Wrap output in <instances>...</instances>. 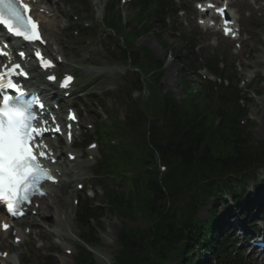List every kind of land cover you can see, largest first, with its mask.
Masks as SVG:
<instances>
[{"label": "trees", "instance_id": "1", "mask_svg": "<svg viewBox=\"0 0 264 264\" xmlns=\"http://www.w3.org/2000/svg\"><path fill=\"white\" fill-rule=\"evenodd\" d=\"M139 2L142 17L157 22L175 10L169 0ZM121 53L126 57V49ZM145 60L134 59V65L145 73L146 65L160 69L161 61L151 53H146ZM210 62L208 67L220 72L218 60ZM231 82L229 86L216 85V89L212 83L203 82L198 94L191 92L178 103L162 94L157 82L149 80L148 95L139 100L131 96L124 122H115L112 128L120 137L121 158L113 157L108 138L103 137L109 154L103 156L97 172L107 182L121 185L118 190L106 191L109 208L125 219L142 216L148 221L146 228L126 226L122 230L115 264H210L204 255L196 259L197 249L236 264L228 249L229 240L219 236L224 230H215V214L205 222L197 219L199 206L209 204L210 194L223 190L233 177H246L264 166V139L256 143L247 140L248 125L240 122L246 110ZM137 88L143 89L139 84ZM158 160L169 167L162 180L158 179ZM83 213L82 223L89 227L85 238L94 241L88 221L97 219V213L88 207ZM78 263H95L84 247Z\"/></svg>", "mask_w": 264, "mask_h": 264}, {"label": "rangeland", "instance_id": "2", "mask_svg": "<svg viewBox=\"0 0 264 264\" xmlns=\"http://www.w3.org/2000/svg\"><path fill=\"white\" fill-rule=\"evenodd\" d=\"M47 1L51 3L53 8L55 7V2L59 5L57 9H53V16L47 15V17H43L51 49L64 57V63L61 68L63 70H72L78 76L74 96L67 102H74L76 100L74 97L78 98L79 95L83 96V101H87L86 95H101L105 93L109 86L119 84L120 75L123 73L121 72L123 64V66L121 64H113L109 54L94 43L85 42L80 38L70 39L71 28L67 23V15L78 16V21L83 24L92 23L93 16L83 8V3L80 0H70L68 3L67 0ZM176 1L181 5L180 7L185 9V14L171 16L166 20L165 24L156 26V30L160 32V39L168 46L167 49H171V52L167 54V50L161 47L159 40L154 38L152 33L143 34L137 39L136 43L139 47H147L158 58L165 61L164 75L161 80L164 90L172 92L178 99L185 98L186 88L189 90L192 88L190 85H194L195 89H200L198 84L200 78L196 71L199 62L202 59L219 58L225 62L230 70L234 72L235 69L239 77L245 78L246 86L249 85L250 94L247 95V98L250 100H248L247 104V118L249 124L252 125L256 122V125L254 127L250 126L248 133L255 140L262 139L264 136V82H260L262 79L264 80V13L257 12L252 14L251 9L247 8L245 4L249 3L257 7L258 3L264 5V0H259L258 2L255 0H237L238 6H231L243 27V34L241 40H239L241 42L240 51L235 46V43L221 38L220 34V38H216V35L205 32L206 29L197 24V11L194 2L200 0ZM92 7L96 12V18L100 20L103 15V0H98V2L94 0ZM56 17L59 19L58 27L52 24ZM125 17L127 18L126 12ZM169 54H171L170 58L172 61L166 60ZM201 73L207 74V72ZM184 80L190 84L185 83L186 88L183 85ZM98 82H100L99 85H97ZM43 84L40 82L39 85L44 86ZM255 92H259V94H254ZM134 95H138V93L134 92ZM83 101L81 105H84ZM83 105L81 109L84 108ZM82 115L87 126L94 123L93 116L85 112ZM87 128L89 132L93 131L92 128ZM58 148L63 152L69 149L66 145L58 146ZM75 152L78 154L77 164L79 163V165L72 172L67 166L66 170L70 174L63 177V180L69 182L64 187L73 192V194H70V201L66 202V213L68 219L71 218L69 227L55 215L46 217L32 215V218L27 217L23 228L27 224H34L35 222L38 223L39 227L34 228V232L24 238L19 245L13 243L15 238L13 232L8 234L7 240L13 247L11 249L6 246L0 247V254L6 251L10 254V262L8 264H77L78 251L71 255L65 252L66 247H71L68 242L74 243V241L68 239V231L72 230L78 235L81 233L77 222L79 208L73 204V197L78 194L79 198L84 200L87 197V190L91 188L90 183L93 182L94 177L91 168L93 162H87L85 155L80 158L81 153H84L85 150L81 148L75 150ZM62 159L67 160V155ZM263 174L264 169L261 170V175ZM74 179L86 184L83 190H79L76 183L72 182ZM60 187H54V193H58ZM96 190L98 194L95 198V205L103 210L99 223H94L101 239V244L97 246V250L108 258V261H106L96 256V262L97 264H112L114 253L119 248L117 237L121 232L124 221L108 210L102 201V191L100 188H96ZM52 197H54L53 194ZM54 198L56 199L57 197ZM257 206L255 204L254 208L257 209ZM198 217L200 220H205L208 217L207 206L200 207ZM129 224L132 227H144L146 221L140 217L139 220ZM230 225L236 226L235 218H227V227L230 228ZM39 234H42V240H37ZM5 237L0 236V240L5 239ZM232 237L233 235H231ZM235 244L234 248L242 253V257L247 264H264V258L258 255L255 250H252L251 247H248L247 244H244L243 241L239 239Z\"/></svg>", "mask_w": 264, "mask_h": 264}, {"label": "snow or ice", "instance_id": "3", "mask_svg": "<svg viewBox=\"0 0 264 264\" xmlns=\"http://www.w3.org/2000/svg\"><path fill=\"white\" fill-rule=\"evenodd\" d=\"M18 3L19 0H0V23L6 25L16 37L43 43L37 23L31 16H25L21 12ZM22 7L25 12L29 10L28 5ZM217 11L222 13L224 9ZM19 55L24 57L25 54L20 52ZM34 55L40 61L41 67H52V62L46 60L39 50H36ZM15 75L26 77L27 73L21 70L20 64H15L9 71L0 72V89L13 88L23 95L18 83L13 80ZM48 79L56 78L50 76ZM71 80L72 77L68 76L62 86L67 87ZM11 101L12 97L5 95L4 103L0 106V200L7 204L9 213L17 216L22 214L23 205L31 203L32 196L37 193L45 194L40 191L41 181H54L55 177L38 162L31 144L34 138H39L44 131L50 130L40 129L33 123L36 113L31 109L33 104L40 103L39 98L33 97V100L24 106L13 104ZM40 107L43 108L44 105L40 104ZM71 118L75 119V116ZM54 131L60 132L61 129L57 126ZM39 156H45V152H39ZM8 227L9 225H4L5 229Z\"/></svg>", "mask_w": 264, "mask_h": 264}, {"label": "bare ground", "instance_id": "4", "mask_svg": "<svg viewBox=\"0 0 264 264\" xmlns=\"http://www.w3.org/2000/svg\"><path fill=\"white\" fill-rule=\"evenodd\" d=\"M259 1V0H257ZM247 8L251 9L252 14H255L257 12H261L264 13V6L262 4H259L258 7H254L253 5L246 3L245 4ZM215 35H217V33L215 32ZM102 83V82H101ZM47 88L43 89L42 92H46ZM51 188L54 185H50ZM49 190L50 194H52L53 190ZM59 199L57 200H52V201H48L46 198H41L38 200L39 202V206L36 209L38 214H41L43 216L46 215H55L56 216H64L66 217V212H65V203L69 200V193L67 191H64L63 188H60L59 191ZM35 209V208H34ZM53 222V221H51ZM7 233V232H6ZM6 233H1L0 232V236H6L5 239H1L0 240V247H4L6 246L7 248L11 249L13 247V245L11 243H9V241L7 240V236L8 234ZM16 236H18L17 234H15ZM25 236V234H23ZM98 255H100L101 257H103V255L97 251ZM104 259H108L106 255H104ZM3 262H6L7 260H2Z\"/></svg>", "mask_w": 264, "mask_h": 264}]
</instances>
